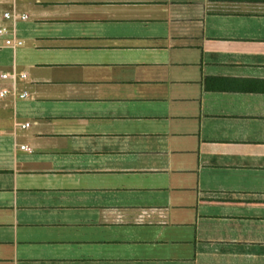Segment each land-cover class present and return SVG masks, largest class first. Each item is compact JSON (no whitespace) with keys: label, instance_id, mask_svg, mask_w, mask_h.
Returning a JSON list of instances; mask_svg holds the SVG:
<instances>
[{"label":"crops","instance_id":"crops-1","mask_svg":"<svg viewBox=\"0 0 264 264\" xmlns=\"http://www.w3.org/2000/svg\"><path fill=\"white\" fill-rule=\"evenodd\" d=\"M7 11L0 264H264V0Z\"/></svg>","mask_w":264,"mask_h":264},{"label":"built area","instance_id":"built-area-1","mask_svg":"<svg viewBox=\"0 0 264 264\" xmlns=\"http://www.w3.org/2000/svg\"><path fill=\"white\" fill-rule=\"evenodd\" d=\"M3 19L6 22H9L10 25H3L0 27V36L6 37L3 41V45L5 47H11V46H21L22 42L16 39V34H17V25L20 22H27L29 17L26 14H21L16 11H7L3 14ZM17 77L19 78H24L25 77V72H18ZM15 79V75L5 73V74H0V80L2 82H9L11 80ZM12 93V89L8 86H4L0 90V97L3 98L5 96H8ZM19 97L21 99H24L26 97V94H20Z\"/></svg>","mask_w":264,"mask_h":264}]
</instances>
